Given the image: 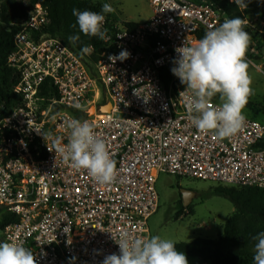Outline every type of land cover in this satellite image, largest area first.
I'll return each mask as SVG.
<instances>
[{
  "label": "built area",
  "instance_id": "built-area-1",
  "mask_svg": "<svg viewBox=\"0 0 264 264\" xmlns=\"http://www.w3.org/2000/svg\"><path fill=\"white\" fill-rule=\"evenodd\" d=\"M149 4L150 19L135 29L106 17L105 51L93 73L63 42L38 35L49 24L42 5L20 24L8 63L22 104L4 117L0 107V187L8 185L0 210L18 222L6 228L2 242L31 249L37 264H102L119 254L112 235L127 230L150 237L161 174L264 189V124L244 114L242 130L229 138L200 134L179 97L185 86L171 71L176 49L223 23L222 10L210 0ZM124 50L127 59H109ZM47 80L57 98L44 104ZM76 102L83 110L72 106ZM108 104L110 111L102 112ZM71 118L88 120L106 141L118 170L114 183H96L55 152L57 138L67 143L64 121ZM44 133L51 134L47 141Z\"/></svg>",
  "mask_w": 264,
  "mask_h": 264
},
{
  "label": "clouds",
  "instance_id": "clouds-1",
  "mask_svg": "<svg viewBox=\"0 0 264 264\" xmlns=\"http://www.w3.org/2000/svg\"><path fill=\"white\" fill-rule=\"evenodd\" d=\"M240 9L245 10L251 0H232ZM111 4L104 3L101 12L72 9L76 23L85 36L104 40L107 29L104 27L106 16L113 12ZM245 20L240 16L225 19L218 27L210 28L204 36L190 43L188 41L176 49L179 54L172 73L185 86L180 92L185 103L188 119L200 134H212L216 140L229 138L242 130L245 124L244 108L252 95V79L249 75L250 62L246 54L251 36L245 30ZM79 35H71L68 42L75 44ZM92 45L81 49V55L91 54ZM130 56L126 50L118 57L125 60ZM219 99L214 104L213 98ZM78 110L83 106L76 102L72 105ZM68 130L67 143L57 138L55 152L66 164L77 171L84 170L100 185H110L116 181L118 170L106 141L95 131L88 120L71 118L64 121ZM39 132V130H36ZM50 133H44L45 140ZM49 151H52L49 149ZM8 185L0 187V197H4ZM119 246V254L104 257L102 264H189L186 255L178 251L176 244L158 235L134 237L127 230L113 237ZM254 264H264V231L253 237ZM0 264H37L34 252L16 242H0Z\"/></svg>",
  "mask_w": 264,
  "mask_h": 264
},
{
  "label": "trees",
  "instance_id": "trees-1",
  "mask_svg": "<svg viewBox=\"0 0 264 264\" xmlns=\"http://www.w3.org/2000/svg\"><path fill=\"white\" fill-rule=\"evenodd\" d=\"M195 1L201 2L203 0ZM210 1H213L222 10V21L240 16L246 22L244 12L230 0ZM12 2L9 6H3L0 9V107L4 108L1 117L9 115L13 109L22 104L21 96L14 93L19 78L10 68L8 60L15 50L14 39L17 33L21 31L20 24L31 19L35 5H42L47 10L49 19L48 26H45L38 35L46 34L63 42L86 62L90 72H94L97 59L105 51L104 43L98 37L85 36L80 32L78 26L72 27L76 23V17L72 14L73 8L81 11L101 12V6L88 0H13ZM252 7L253 0L246 9ZM104 15L110 22V15L108 13ZM127 26L135 29L138 24L129 23ZM244 27L249 32L248 26L245 25ZM71 35H79V41L75 44L69 43L68 37ZM203 36L204 34L200 35V38ZM86 45H92L94 48L90 56L81 55V49ZM246 57L257 64L262 61L260 54L247 53ZM40 96L45 98L44 104H48L50 100L57 98L56 90L49 80L42 85ZM214 100L216 99L214 98ZM251 108L252 105L247 103L244 109ZM250 118L264 124L257 118ZM215 194L228 199L236 208L235 213L227 220L219 239L197 238L192 242L175 243L177 250L183 252L186 257L199 259L204 264H254V246L257 241L253 237L264 231V189L218 186L215 189ZM183 210H188L191 215L194 213L192 206L183 208ZM0 212L2 213L0 234H2L8 226L17 223L18 218L7 211L0 210Z\"/></svg>",
  "mask_w": 264,
  "mask_h": 264
},
{
  "label": "rangeland",
  "instance_id": "rangeland-1",
  "mask_svg": "<svg viewBox=\"0 0 264 264\" xmlns=\"http://www.w3.org/2000/svg\"><path fill=\"white\" fill-rule=\"evenodd\" d=\"M13 0H0V9L12 4ZM102 7L104 3L111 4L114 11L108 13L114 21L120 25L127 23L142 24L150 15L149 0H88ZM246 17L248 33L251 42L247 53L262 55V61L250 62L249 75L252 79V95L248 103L251 109L243 112L250 117L264 122V0H253L251 9L242 10ZM215 99L219 102L218 96ZM93 114V111L91 112ZM217 185L212 183L178 178L167 174H161L157 183L160 196L159 209L148 224L151 236L158 235L163 239L172 240L174 243L192 242L197 238L218 240L223 233L227 220L235 213L234 204L226 198L217 196ZM182 190L195 193L191 215L180 198ZM188 206V207H189ZM2 213L0 212V218ZM4 234H0V242ZM189 264H204L199 259L188 257Z\"/></svg>",
  "mask_w": 264,
  "mask_h": 264
},
{
  "label": "water",
  "instance_id": "water-1",
  "mask_svg": "<svg viewBox=\"0 0 264 264\" xmlns=\"http://www.w3.org/2000/svg\"><path fill=\"white\" fill-rule=\"evenodd\" d=\"M111 109V105H107L101 109L102 112H109ZM181 196L184 202V206L188 207L191 202L193 201V198L195 196V193L189 190H182L181 191Z\"/></svg>",
  "mask_w": 264,
  "mask_h": 264
},
{
  "label": "crops",
  "instance_id": "crops-1",
  "mask_svg": "<svg viewBox=\"0 0 264 264\" xmlns=\"http://www.w3.org/2000/svg\"><path fill=\"white\" fill-rule=\"evenodd\" d=\"M150 17H151V8H150V15L147 17L146 21H148L150 19Z\"/></svg>",
  "mask_w": 264,
  "mask_h": 264
},
{
  "label": "flooded vegetation",
  "instance_id": "flooded-vegetation-1",
  "mask_svg": "<svg viewBox=\"0 0 264 264\" xmlns=\"http://www.w3.org/2000/svg\"><path fill=\"white\" fill-rule=\"evenodd\" d=\"M180 198L182 199V196H181V194H180ZM183 200V199H182Z\"/></svg>",
  "mask_w": 264,
  "mask_h": 264
},
{
  "label": "bare ground",
  "instance_id": "bare-ground-1",
  "mask_svg": "<svg viewBox=\"0 0 264 264\" xmlns=\"http://www.w3.org/2000/svg\"><path fill=\"white\" fill-rule=\"evenodd\" d=\"M94 112V110H92Z\"/></svg>",
  "mask_w": 264,
  "mask_h": 264
}]
</instances>
